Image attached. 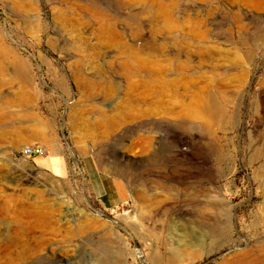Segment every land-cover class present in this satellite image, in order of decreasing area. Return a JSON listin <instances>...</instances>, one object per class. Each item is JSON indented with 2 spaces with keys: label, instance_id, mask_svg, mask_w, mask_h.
<instances>
[{
  "label": "rangeland",
  "instance_id": "rangeland-1",
  "mask_svg": "<svg viewBox=\"0 0 264 264\" xmlns=\"http://www.w3.org/2000/svg\"><path fill=\"white\" fill-rule=\"evenodd\" d=\"M0 264H264V0H0Z\"/></svg>",
  "mask_w": 264,
  "mask_h": 264
},
{
  "label": "crops",
  "instance_id": "crops-1",
  "mask_svg": "<svg viewBox=\"0 0 264 264\" xmlns=\"http://www.w3.org/2000/svg\"><path fill=\"white\" fill-rule=\"evenodd\" d=\"M54 156V155H53ZM59 158V163H58V167L57 169H53L51 166H50V163L47 161L45 163V167L44 168L45 170H47L49 173H51V175H53L54 177H64L67 175L68 173V169H67V163L65 161V159L60 156V155H55ZM89 168L86 169V171L89 172V177H91V173L90 172H93V170H88ZM100 175L102 176V178L100 179ZM99 176L96 177L95 180L100 179V182L101 184H103V182H107L109 184H114L111 180H109L110 178L108 176H106L105 174H100ZM97 184V183H96ZM115 184L118 185V190L114 189L112 191H108L107 192V188L104 186V190H105V196L107 195V198H108V208H113V207H116L118 205H122L123 203H125L129 198V192L126 188L125 185H121L119 182H116ZM99 185V183L97 184ZM100 186V185H99ZM123 195L125 197H123Z\"/></svg>",
  "mask_w": 264,
  "mask_h": 264
},
{
  "label": "built area",
  "instance_id": "built-area-1",
  "mask_svg": "<svg viewBox=\"0 0 264 264\" xmlns=\"http://www.w3.org/2000/svg\"><path fill=\"white\" fill-rule=\"evenodd\" d=\"M47 151L44 147L40 145H27L23 147L20 151L21 159L30 160L36 157H44L46 156Z\"/></svg>",
  "mask_w": 264,
  "mask_h": 264
},
{
  "label": "bare ground",
  "instance_id": "bare-ground-1",
  "mask_svg": "<svg viewBox=\"0 0 264 264\" xmlns=\"http://www.w3.org/2000/svg\"><path fill=\"white\" fill-rule=\"evenodd\" d=\"M256 1H261V0H256ZM180 140H181V139H180ZM174 152H175L174 155L177 156V157H178V156H181V154H182V153H180V151H178V150H175ZM183 154H184L185 156H189V154H187V153H183ZM183 154H182V155H183ZM136 255H137L138 258L141 257V253H140L138 250H137V252H136ZM172 256H173V255H172ZM174 260H175V259H174V256L169 258V262H170V263L173 262Z\"/></svg>",
  "mask_w": 264,
  "mask_h": 264
}]
</instances>
